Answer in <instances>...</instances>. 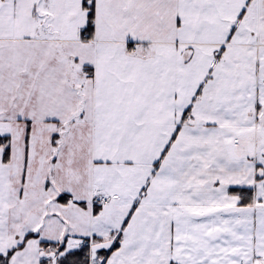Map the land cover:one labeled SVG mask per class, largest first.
<instances>
[{"label": "snow or ice", "instance_id": "6c2138e0", "mask_svg": "<svg viewBox=\"0 0 264 264\" xmlns=\"http://www.w3.org/2000/svg\"><path fill=\"white\" fill-rule=\"evenodd\" d=\"M0 264H264V0H0Z\"/></svg>", "mask_w": 264, "mask_h": 264}]
</instances>
